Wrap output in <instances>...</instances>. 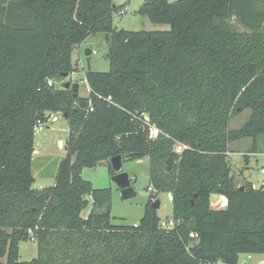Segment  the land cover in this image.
I'll use <instances>...</instances> for the list:
<instances>
[{"label":"trees","instance_id":"16d2710c","mask_svg":"<svg viewBox=\"0 0 264 264\" xmlns=\"http://www.w3.org/2000/svg\"><path fill=\"white\" fill-rule=\"evenodd\" d=\"M115 10L113 0H0V264L264 256V185L237 187L229 159L231 143L251 139L257 153L264 139V0H145L140 15L167 31L114 29ZM98 34L110 70L85 71L90 91L81 97L63 81L77 71L75 48ZM246 109L251 117L232 130ZM51 114L68 121L66 156L54 184L35 190V127ZM117 156L149 159L153 195L136 226L113 225L110 189L82 177L102 163L114 175ZM161 193L173 197V229L152 207ZM215 194L225 210L212 209ZM32 238L38 256L21 262L19 245Z\"/></svg>","mask_w":264,"mask_h":264},{"label":"rangeland","instance_id":"374dc122","mask_svg":"<svg viewBox=\"0 0 264 264\" xmlns=\"http://www.w3.org/2000/svg\"><path fill=\"white\" fill-rule=\"evenodd\" d=\"M145 0H113L116 10L112 15L113 28L126 31H167L168 25L152 24L145 16L140 15L139 9ZM233 27L237 32L246 31L236 20H232ZM87 49L93 51L91 68L94 71L108 72L110 62L108 60L109 45L105 34H98L89 37L84 43L76 47L73 52V62L77 71L70 75L63 83L78 84L80 86L79 95L88 96V89L84 80V73L87 71L85 52ZM62 88V84H57ZM250 109L244 110L235 116L230 122L232 130L240 129L251 117ZM58 121L52 122L50 119L40 128V132L35 135V150L33 156L32 171L35 178L33 189L41 190L54 184L60 162L66 156L64 148L69 136L68 121L57 114ZM253 145L251 139H242L230 144V165L231 173L235 177L236 186L253 183V187L260 189L264 183V139H259L257 153L249 152ZM247 154V155H244ZM249 154V156H248ZM255 154V155H254ZM149 159L144 158L136 161H125L123 172L127 173L134 180L132 184L136 197L124 199L118 185L113 181L109 166L102 163L96 168L85 169L82 177L92 183L96 189H110L112 193L111 218L115 226H136L144 216L145 207L153 193L149 190ZM214 198V197H213ZM225 198V197H224ZM161 202L157 214L161 221H171L174 219L173 207L168 200L167 194L161 193L157 199ZM92 204L82 213L86 218L91 212ZM221 210L217 208V210ZM223 207L222 210H225ZM19 255L21 262H30L38 256L36 239L32 238L19 245ZM253 257V256H252ZM256 260V263H255ZM258 259H247V255H241L238 264H258Z\"/></svg>","mask_w":264,"mask_h":264},{"label":"water","instance_id":"95a60500","mask_svg":"<svg viewBox=\"0 0 264 264\" xmlns=\"http://www.w3.org/2000/svg\"><path fill=\"white\" fill-rule=\"evenodd\" d=\"M264 31V26H263ZM92 54L93 51L91 49H87L85 52L86 62H87V69L88 71H91V60H92ZM65 78L68 77V74L64 75ZM65 88L69 89L72 88L74 94L76 95L79 92V85L78 84H70L66 83ZM112 169L114 172L113 175V181L118 185V187L121 190V194L124 199H131L136 197V192L133 189L132 184L134 183V180L129 177V175L125 172H123V164L124 159L122 156H117L111 160ZM244 189V187H242ZM152 207L156 210L160 209L161 202L159 200L155 201L152 204Z\"/></svg>","mask_w":264,"mask_h":264},{"label":"built area","instance_id":"2783aa9c","mask_svg":"<svg viewBox=\"0 0 264 264\" xmlns=\"http://www.w3.org/2000/svg\"><path fill=\"white\" fill-rule=\"evenodd\" d=\"M49 84L52 85L53 83L50 82ZM50 119L52 120V122H57L58 121L57 114H51V115L47 116V119L46 120H39L37 122V124H36V127H35V134L39 133L40 132V128L44 124H46ZM144 123L149 127V134H150V136L153 137V138L154 137H157L158 134H159V131H158V129L155 126L151 125V120H150L149 116L144 115ZM183 148L184 147H181V146L178 147V152H181ZM262 173H264V170H262ZM263 185H264V183H263ZM150 190L152 191V189H150ZM168 200L170 202L173 201L172 195H168ZM175 226H176V222H175L174 219L171 220V221H161V227L162 228L173 229ZM192 237L193 238H197V235L193 234ZM247 258L249 260L252 259V255H247ZM215 264H225V263L222 262V261H218ZM260 264H264V263H260Z\"/></svg>","mask_w":264,"mask_h":264},{"label":"crops","instance_id":"0c3cea01","mask_svg":"<svg viewBox=\"0 0 264 264\" xmlns=\"http://www.w3.org/2000/svg\"><path fill=\"white\" fill-rule=\"evenodd\" d=\"M91 62H92V60H91ZM84 76H85V73H84ZM86 87H87L88 93H89L90 89H89L87 84H86ZM79 92H80V89H79ZM35 153H36V150H35ZM229 154L231 156V153H229ZM244 155H247V154H244ZM248 156H249V154H248ZM251 184H253V183H251ZM241 186H239V187H241ZM211 207H212V209H215V210H217V208H220L221 210H222L223 207L227 208V200H226V198H224L222 195H218V194L212 195L211 196ZM252 259H258V261H257L258 264L264 263V256H262V255H259V256L253 255ZM255 263H256V260H255Z\"/></svg>","mask_w":264,"mask_h":264}]
</instances>
